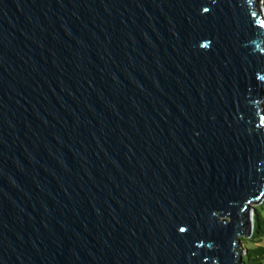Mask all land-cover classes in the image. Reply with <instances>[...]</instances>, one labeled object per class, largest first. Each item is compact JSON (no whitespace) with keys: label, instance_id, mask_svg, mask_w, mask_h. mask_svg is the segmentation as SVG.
Returning a JSON list of instances; mask_svg holds the SVG:
<instances>
[{"label":"water","instance_id":"95a60500","mask_svg":"<svg viewBox=\"0 0 264 264\" xmlns=\"http://www.w3.org/2000/svg\"><path fill=\"white\" fill-rule=\"evenodd\" d=\"M263 199L260 0H0V264H244Z\"/></svg>","mask_w":264,"mask_h":264},{"label":"trees","instance_id":"16d2710c","mask_svg":"<svg viewBox=\"0 0 264 264\" xmlns=\"http://www.w3.org/2000/svg\"><path fill=\"white\" fill-rule=\"evenodd\" d=\"M254 207L252 232L245 238L252 245H245L246 252L242 256L244 264H264V214L261 209H264V199Z\"/></svg>","mask_w":264,"mask_h":264},{"label":"rangeland","instance_id":"374dc122","mask_svg":"<svg viewBox=\"0 0 264 264\" xmlns=\"http://www.w3.org/2000/svg\"><path fill=\"white\" fill-rule=\"evenodd\" d=\"M260 5H261V8H262V10H263V12H264V0H260ZM260 203H261V202H260ZM260 203L254 204L253 206H257V205L260 204ZM261 209H262V212H263V214H264V209H263V208H261ZM253 213H254V210L251 209V219H252ZM248 236H249V235H245V236H241V237H240V241H239V246H238V248L243 250V252H242V256H243V254H245V252H246V250H245V245H250V246L252 245L251 241L245 239V238H247Z\"/></svg>","mask_w":264,"mask_h":264}]
</instances>
